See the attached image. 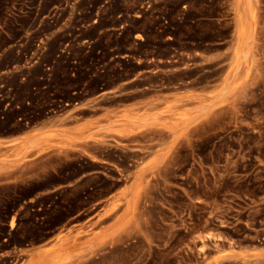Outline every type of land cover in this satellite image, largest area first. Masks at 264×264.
<instances>
[{"label": "rangeland", "instance_id": "1", "mask_svg": "<svg viewBox=\"0 0 264 264\" xmlns=\"http://www.w3.org/2000/svg\"><path fill=\"white\" fill-rule=\"evenodd\" d=\"M0 264H264V0H0Z\"/></svg>", "mask_w": 264, "mask_h": 264}]
</instances>
